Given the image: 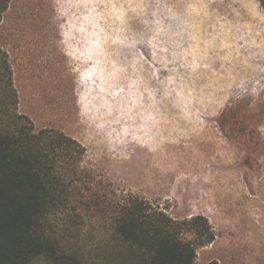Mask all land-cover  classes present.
Wrapping results in <instances>:
<instances>
[{
  "label": "rangeland",
  "instance_id": "obj_1",
  "mask_svg": "<svg viewBox=\"0 0 264 264\" xmlns=\"http://www.w3.org/2000/svg\"><path fill=\"white\" fill-rule=\"evenodd\" d=\"M0 46L20 113L96 183L206 216L197 264H264L263 0H11Z\"/></svg>",
  "mask_w": 264,
  "mask_h": 264
},
{
  "label": "trees",
  "instance_id": "obj_2",
  "mask_svg": "<svg viewBox=\"0 0 264 264\" xmlns=\"http://www.w3.org/2000/svg\"><path fill=\"white\" fill-rule=\"evenodd\" d=\"M10 2L0 0V24ZM19 104L0 46V264H197L198 251L215 242L204 215L179 220L96 183L81 165L85 147L36 130ZM92 233L96 258L79 240Z\"/></svg>",
  "mask_w": 264,
  "mask_h": 264
}]
</instances>
